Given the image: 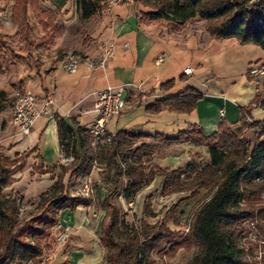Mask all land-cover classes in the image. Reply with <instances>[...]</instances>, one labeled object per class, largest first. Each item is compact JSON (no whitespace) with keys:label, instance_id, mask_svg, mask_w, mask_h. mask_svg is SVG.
<instances>
[{"label":"crops","instance_id":"0c3cea01","mask_svg":"<svg viewBox=\"0 0 264 264\" xmlns=\"http://www.w3.org/2000/svg\"><path fill=\"white\" fill-rule=\"evenodd\" d=\"M112 1L109 13L82 20L77 12L76 0H43V6L54 11V25L59 32L53 27L45 31L34 13L29 11L31 41L36 43L47 34V39L54 37L49 43L53 44L61 34L63 27L57 25V13L64 14L67 19L76 16L77 20L89 24L90 31L83 43H91L85 49L78 71L73 74L64 70L59 47L57 56L51 62L35 58L33 48L38 44L27 45L18 34V24L12 19L15 0L11 1L8 20L16 25L13 34L18 35L24 45L19 52L9 50L12 57L8 69L11 79L0 90L6 91L14 100V92L18 89L40 99L48 95L55 99L50 112L37 119L29 135H22L14 124L13 104L0 113V152L11 159L24 156L31 171L35 166L43 169L41 180L36 184L38 188L34 186L32 189L35 194H42L44 189L54 184L50 178L52 173L48 170L59 164L61 156L58 119L65 120L74 130L80 127L89 132V126L96 118L95 92L108 86L127 85L123 94L126 106L119 115L110 119L108 132L112 135L120 131L143 133L148 136L147 140L157 145L156 150L164 143L163 150H159L164 151V159L157 157L155 162L160 166L159 162H164L165 168L183 166L191 153L206 151L207 146L196 145L192 141L171 143L157 139V135L177 138L181 133L198 130L210 137L218 131L221 123L228 127L239 125L244 114L251 123L264 122V109L251 106L261 101L258 97L264 94V79L254 80L249 76L251 66L264 64L263 49L254 44H241L236 38L214 39L206 30V21L199 18L174 29L166 23L144 18L143 14L151 9L139 0ZM32 19L36 21V28ZM6 22L0 20V33L4 36ZM38 29L43 35L40 39L35 38V35L38 36L35 30ZM107 44L115 47L113 57L104 68L92 66V60ZM189 66L192 73H184ZM135 85L140 86L143 92H139ZM190 88L202 95L191 113L168 110L151 113L147 110L156 101L176 96ZM222 110L224 116L221 117ZM258 139L264 141V136ZM175 148L180 152L171 153V149ZM100 171V168L94 167L90 173L92 180L98 184H101ZM82 209L83 206H80L75 211L62 212L60 221L68 226L83 228L88 218ZM72 235L74 242L68 248L71 252L68 257L72 255L74 264H93L104 255V247L88 228ZM63 250L48 264H65L67 259L61 255ZM43 256L30 264H40Z\"/></svg>","mask_w":264,"mask_h":264},{"label":"trees","instance_id":"16d2710c","mask_svg":"<svg viewBox=\"0 0 264 264\" xmlns=\"http://www.w3.org/2000/svg\"><path fill=\"white\" fill-rule=\"evenodd\" d=\"M107 1L76 0L77 12L82 20L95 18L102 14ZM139 1L151 9L143 14L146 19L166 23L177 29L199 18L206 21V30L214 39L236 38L241 44H254L264 50V0ZM42 2L15 0L13 5L12 19L18 24V34L30 46L37 44L31 41L32 30L28 21L30 10L45 31L53 27L59 32L54 25V11L44 7ZM46 36L38 42L42 43V40L47 39ZM53 38L49 37L46 43H51ZM5 47L6 37L0 33V52ZM60 58L64 59L62 56ZM201 97L200 92L190 88L176 96L156 101L147 110L151 113L168 110L189 114L196 109ZM258 99L264 104V94H260ZM13 101L6 91L0 90V113L12 106ZM247 119L244 114L242 125L258 130L259 137L264 136V122L249 123ZM57 123L61 148L66 153L76 155L80 174L91 173L96 153L93 150L80 152L88 131L80 127L74 130L63 119H58ZM227 127L221 123L218 131L210 137L198 130L181 133L177 138L156 136L157 139L171 143L192 141L208 148L209 162L202 166L189 164L187 167L194 175L193 186L212 190L210 198L197 209L191 225V235L199 249L189 264H250L238 243L236 226L251 216L249 211L241 209L246 195L254 196L264 192V141L257 139L252 143ZM147 138L143 133L120 131L112 135L111 143L97 146L98 153L107 157L108 165L114 170L113 185L117 187L123 178L127 180L124 190L126 198L139 192L158 175L147 173L144 163L143 158L148 155L149 147L144 142ZM135 145L138 146L132 149ZM16 159L0 152V264L36 262L43 256L44 244L51 239L54 229L59 225L62 212L75 211L89 204L85 196L64 194L63 176L66 170L63 169L61 178L49 191L40 195L44 212L31 221L20 222L21 210L17 198L4 193V188L10 183L11 169ZM159 171L165 179L164 194L182 191L180 175H176L178 169L170 171L160 168ZM109 199L110 196L104 202L108 214L103 219L100 234V242L107 253V264H156L153 254L162 245H169L171 251L180 247V244L175 243L176 235L169 230H155L148 234L144 233L147 232V226L144 225L134 233L124 230L121 213L116 206L108 203ZM143 235L146 236L143 238Z\"/></svg>","mask_w":264,"mask_h":264},{"label":"rangeland","instance_id":"374dc122","mask_svg":"<svg viewBox=\"0 0 264 264\" xmlns=\"http://www.w3.org/2000/svg\"><path fill=\"white\" fill-rule=\"evenodd\" d=\"M6 5L7 9L11 8L12 0H2ZM66 21V22H65ZM33 27L36 28V21L32 19ZM57 25L63 27V31L59 34L53 44L46 43L47 39L38 42L37 46L33 48V54L39 61L43 60L46 63L51 62L54 57L57 56V48H60V54L62 57L69 55L79 56L81 59L84 57L85 49H87V43H83L89 30V24H85L84 21L76 19V16L67 19L64 14L57 13ZM6 31L3 33L6 36V42L8 44L2 52H0V87L10 82L11 77L9 76V61L12 59L10 51L14 50L19 52L20 47L24 44L18 35L13 34L16 30V25L11 21L7 20L4 24ZM38 34L35 35L36 39H40L43 36L40 30H35ZM8 32V33H6ZM86 41V40H85ZM7 59V60H6ZM109 61V60H108ZM14 87V86H13ZM18 89V88H16ZM22 90H16L13 97L15 98L16 93ZM15 101V100H14ZM251 123V121H248ZM230 130L237 131L238 134L248 141L254 143L258 137V130L249 129L240 123L234 127H227ZM89 134V135H88ZM86 135L83 148L80 152L93 150L96 153V160L94 166L100 168L101 184L94 182L95 196L88 197L84 195L83 187L85 180L88 179L91 174H80L77 170L79 163L76 160L72 163L61 166L60 164L50 168V178L53 183L61 178L63 169L66 170L63 176L64 182V194L77 196H85L89 200L87 206H83V214L86 215L88 220L84 227H72L65 225L60 221L58 227L53 231L51 239L44 244V259L40 264H48L51 260L56 258V254L60 250L64 249L62 254L67 259L65 264H74L72 255L68 248L73 245V233L88 228L100 241L101 225L102 221L108 214V208L104 204V200L107 196H110L109 204L116 206L121 213L123 219L122 228L128 230L129 233H134L142 228V225L147 226V232L154 233V231L169 230L176 235L175 243L180 244L175 251L169 250V245H162V248L153 254L156 264H189L193 257L198 253V245L194 241L191 235V225L194 220L197 209L205 203L211 196L212 190L210 188H197L193 186L192 182L194 175L188 170L189 164L205 165L210 161L209 153L207 151H198L191 153V157L186 164L181 167H164V162L160 161L158 165L155 159H164L163 144L159 150H156L155 143L145 139L144 142L149 144L147 148L148 155L144 157V163L147 166V173L153 172L158 174L150 184L146 185L139 192L133 196L126 198L124 195L125 187L127 186V180L122 179L117 187L113 185V174L114 170L108 165L107 157L101 152L98 153L96 145L97 141L92 138L88 132ZM142 142L138 143L140 145ZM102 145V144H100ZM135 145L132 149H135ZM159 151V152H158ZM180 149H171V153H179ZM182 152V150H181ZM17 158V159H16ZM16 164L11 169L10 183L4 188V193L9 196L17 198V202L20 205V222H28L32 219L40 216L44 212L42 202L40 200L41 192L35 194L32 191L37 182L41 180L43 171L42 167L35 166L33 171L29 169L28 161L24 160V156L16 157ZM168 169L170 171L177 170L176 175H180L179 184L183 185L182 191L170 194H164V177L160 175L159 169ZM183 172H185L183 174ZM183 174V175H181ZM177 175V176H178ZM91 178V177H90ZM50 188L42 189L43 192L49 191ZM42 192V193H43ZM264 192L250 196L246 195L245 200L241 204L243 211H249L251 216L243 222L238 223L237 239L238 243L245 250V257L250 264H264ZM110 212V211H109ZM156 227V229H153ZM68 229L67 238L64 242L58 240L61 232ZM146 235H143V238ZM179 246V245H178ZM103 256L93 264H107V253L104 249ZM38 264V263H37Z\"/></svg>","mask_w":264,"mask_h":264},{"label":"built area","instance_id":"2783aa9c","mask_svg":"<svg viewBox=\"0 0 264 264\" xmlns=\"http://www.w3.org/2000/svg\"><path fill=\"white\" fill-rule=\"evenodd\" d=\"M112 0H108L104 6L102 13H109V7ZM264 7V6H263ZM10 18V10L7 5L0 0V20L6 21ZM260 22H262L260 20ZM115 47L113 44H107L100 55L92 60V66L102 67L106 66L108 60L114 55ZM163 57V56H162ZM161 57V58H162ZM81 57L69 55L62 59V66L68 73H76L79 69ZM184 73L191 74L192 68L189 66L184 70ZM249 76L254 80L264 79V64H255L249 69ZM139 92H143L140 86H134ZM127 90V85L108 86L107 88L95 92V112L96 118L89 126V133L97 144H108L112 141V134L108 132V123L111 118L119 115L126 106L123 94ZM55 104V99L52 95L45 98H38L36 95L29 92L18 91L15 96V101L12 106L13 122L19 128L22 135H29L35 122L44 114L50 112V108ZM253 107H260L264 109V104L261 101L252 103ZM221 117L224 116V111L220 112ZM75 161L73 153H66L61 149V156L59 160L60 165H68ZM97 167V166H94ZM84 195L88 197L95 196L94 182L92 178L85 180L83 187ZM58 227V226H57ZM68 229L61 232L58 237L60 242H64L67 238ZM244 249V248H243ZM245 252V250H244Z\"/></svg>","mask_w":264,"mask_h":264}]
</instances>
